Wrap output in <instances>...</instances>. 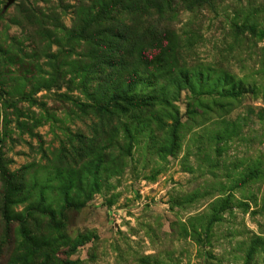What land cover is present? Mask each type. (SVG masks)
Masks as SVG:
<instances>
[{
    "label": "rangeland",
    "instance_id": "374dc122",
    "mask_svg": "<svg viewBox=\"0 0 264 264\" xmlns=\"http://www.w3.org/2000/svg\"><path fill=\"white\" fill-rule=\"evenodd\" d=\"M79 1L3 11L0 0V169L16 175L8 185L0 174V264H264V39L248 32L264 30V0H204L191 13L176 0L170 26L195 31L178 64L242 94L217 111L197 84L181 91L174 155L159 153L161 133L140 136L119 175L93 184L87 140L101 123L76 104L86 101L87 39L101 29L87 27L86 0L76 18Z\"/></svg>",
    "mask_w": 264,
    "mask_h": 264
},
{
    "label": "trees",
    "instance_id": "16d2710c",
    "mask_svg": "<svg viewBox=\"0 0 264 264\" xmlns=\"http://www.w3.org/2000/svg\"><path fill=\"white\" fill-rule=\"evenodd\" d=\"M86 1L89 3L87 10L93 11V15L86 18L87 27L95 25L101 30L96 34L93 32L87 39L91 60L89 69L80 72L79 83L86 101L76 105L84 113L91 110L101 123L87 140V146L94 154L91 162L93 184L101 173L119 175L120 171L114 170L117 161L122 162L130 155L140 136L152 137L155 131L161 133L163 143L159 153L174 155L178 149L181 125L174 103L181 91H194L197 84L199 91L194 92L212 96L208 102L217 111L223 109L226 100L235 99L242 92L230 86L219 90L208 78H202L201 70L185 67L186 61L182 62L184 66L178 64L184 60L183 54L191 53L195 31L191 25L181 33L170 26L177 17L176 0ZM180 1L184 3H181L183 9L190 13L205 3L204 0ZM84 2L80 0L75 6L76 18H79ZM248 32L254 35L260 32L259 37L264 39V30L256 31L250 27ZM80 33L85 31L82 29ZM187 106L189 112L191 108L189 104ZM205 110L207 112V108ZM113 151H117L116 156H113ZM102 157L107 161L104 162ZM103 164L107 165L104 170ZM0 174L8 185L16 176L1 169ZM96 191L94 189L91 193ZM3 203L2 214H5L7 205ZM84 205V201L67 203L61 213L66 208L79 210ZM227 206L228 203L221 205V212ZM41 208L39 212L48 217L51 226L61 227L60 223H55V214L50 208ZM23 229H19L21 238L32 245L33 239ZM41 245L33 246V253L49 243ZM26 259L21 258L19 264H24ZM67 264L74 263L69 261Z\"/></svg>",
    "mask_w": 264,
    "mask_h": 264
},
{
    "label": "water",
    "instance_id": "95a60500",
    "mask_svg": "<svg viewBox=\"0 0 264 264\" xmlns=\"http://www.w3.org/2000/svg\"><path fill=\"white\" fill-rule=\"evenodd\" d=\"M15 0H6V4L3 6V11H5L11 4H13Z\"/></svg>",
    "mask_w": 264,
    "mask_h": 264
}]
</instances>
